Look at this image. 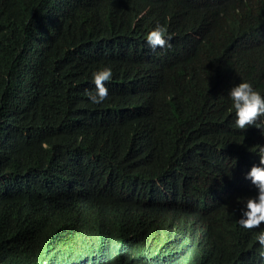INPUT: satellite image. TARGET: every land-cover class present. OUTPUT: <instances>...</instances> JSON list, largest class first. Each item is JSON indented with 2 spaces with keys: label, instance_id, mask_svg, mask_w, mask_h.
<instances>
[{
  "label": "trees",
  "instance_id": "obj_1",
  "mask_svg": "<svg viewBox=\"0 0 264 264\" xmlns=\"http://www.w3.org/2000/svg\"><path fill=\"white\" fill-rule=\"evenodd\" d=\"M241 82L264 97V0H0V264H264Z\"/></svg>",
  "mask_w": 264,
  "mask_h": 264
},
{
  "label": "clouds",
  "instance_id": "obj_2",
  "mask_svg": "<svg viewBox=\"0 0 264 264\" xmlns=\"http://www.w3.org/2000/svg\"><path fill=\"white\" fill-rule=\"evenodd\" d=\"M165 34L166 28L157 25L147 34L148 44L152 48L170 46L168 41L171 37L165 39ZM112 75L110 67H104L93 73L96 93H88L92 103L99 104L107 99L108 89L105 82L110 81ZM230 97L233 102L232 107L235 109L236 127L246 129L248 126H255L260 117L264 116V97L255 91L250 83L241 82L232 87ZM258 155L260 157L259 166L254 165L246 177L256 186L258 195L246 199V210L243 211L242 217L238 220L239 226L248 230L260 228L261 224L264 223V146L259 147ZM256 240L260 247L264 248V230L257 234ZM260 254L264 256V252Z\"/></svg>",
  "mask_w": 264,
  "mask_h": 264
}]
</instances>
